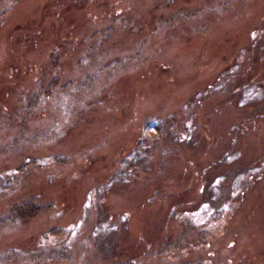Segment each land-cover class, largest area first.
Here are the masks:
<instances>
[{
    "label": "rangeland",
    "instance_id": "obj_1",
    "mask_svg": "<svg viewBox=\"0 0 264 264\" xmlns=\"http://www.w3.org/2000/svg\"><path fill=\"white\" fill-rule=\"evenodd\" d=\"M152 116L163 136L122 169ZM14 174L0 264H264V0H0V182ZM30 197L53 207L2 222Z\"/></svg>",
    "mask_w": 264,
    "mask_h": 264
},
{
    "label": "trees",
    "instance_id": "obj_2",
    "mask_svg": "<svg viewBox=\"0 0 264 264\" xmlns=\"http://www.w3.org/2000/svg\"><path fill=\"white\" fill-rule=\"evenodd\" d=\"M117 20H113L110 24H108L107 26H105L104 28H102L101 30L97 31V33L99 34L98 37H102V39H107L109 37V35H112V33L115 32L116 30V26H117ZM55 57V54H53V59ZM52 59V60H53ZM123 61L121 58L116 57L114 58L112 61L106 63L104 65V69L108 70V69H113L117 66H121L123 64ZM60 79L59 76L54 77L52 80H50L51 82L48 84L46 90L44 91L46 93V95L51 96L52 95V90L55 87L56 83L58 82V80ZM71 84H73L72 81H68L66 83L63 84L64 87H70ZM86 83L82 82L80 83V86L83 87ZM41 101V97L39 96V94H33L31 97L28 98L27 101V105H26V113L27 116L30 113H32L34 111V109L39 106V102ZM169 123V121H166V119H162V118H158L157 116H152V117H148L147 119H144V123H143V136L144 138L141 139L137 146L131 150V152L125 156L121 162L122 165V169H126V167H128L132 162L136 163L139 159L142 158V154L144 152L145 149V145H146V141L145 139H149L151 138L154 133L158 136H163V131L166 128V124ZM66 157L60 156V155H56V160L63 162L65 161ZM41 160L39 158L36 157H29L27 159V161L21 165L18 166L19 168H17V170L19 172H23L26 170V166L28 164L30 165H35L37 163H39ZM14 181H19V178H17L16 174H14L12 177H10V179H8L5 182H0V192H4L6 191V189L11 188L12 184L14 183ZM53 207V203H38L36 201H34V198L30 197V199L26 200L24 203L21 204H15L12 209H10V211L8 212V214L2 218V222L3 223H9L12 222V220H14L16 218V215H21L24 212H29L32 215L39 213L41 211L50 209ZM99 223L100 218H99ZM100 227V226H99ZM64 232L63 228H58V227H52L45 235L46 237H50V236H59ZM64 251L62 252V255H65V253L67 252V249L65 246H63L62 248ZM6 253L2 256V262L5 261V259L9 258L12 253H16L19 251L13 250L11 249L10 251H5ZM44 252V251H43ZM41 252V254L43 253ZM29 252H25L24 254H28ZM56 255V252H55Z\"/></svg>",
    "mask_w": 264,
    "mask_h": 264
}]
</instances>
